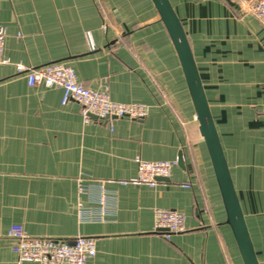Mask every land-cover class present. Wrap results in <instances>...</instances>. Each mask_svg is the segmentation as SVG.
<instances>
[{"label":"crops","instance_id":"1","mask_svg":"<svg viewBox=\"0 0 264 264\" xmlns=\"http://www.w3.org/2000/svg\"><path fill=\"white\" fill-rule=\"evenodd\" d=\"M187 33L260 264H264V25L230 0H171ZM0 264L8 233L96 239L87 264H244L178 53L152 0H0ZM64 62L88 88L143 104V119L86 122L63 90L29 86L16 64ZM155 186L122 184L136 158L178 160ZM88 191L81 192L80 185ZM190 184V187L184 186ZM101 185L108 193L103 219ZM185 215L166 239L156 211Z\"/></svg>","mask_w":264,"mask_h":264},{"label":"built area","instance_id":"2","mask_svg":"<svg viewBox=\"0 0 264 264\" xmlns=\"http://www.w3.org/2000/svg\"><path fill=\"white\" fill-rule=\"evenodd\" d=\"M244 11L256 16L264 25V0H233ZM6 28L0 24V64H8L5 57ZM16 71L25 74L29 86L44 85L47 88L59 87L63 90V103L70 100L77 102L86 122L93 119L112 124L117 118L143 119L149 114L143 104L119 103L110 97L106 91L88 88L78 78L73 67L64 62H53L40 67H27L16 64ZM138 174L122 184L155 186L159 177H170L178 160L150 161L136 158ZM184 186L190 187V184ZM100 204L98 212L85 213L81 217L89 220L103 219L108 209V193L101 185ZM81 192H87V185H80ZM155 230L166 239L174 233L185 230V215L173 209H158L156 211ZM8 236L13 240V251L19 262H36L38 264H87L97 253L96 239L89 236H77L72 240H62L47 237L29 236L21 225H14Z\"/></svg>","mask_w":264,"mask_h":264},{"label":"water","instance_id":"3","mask_svg":"<svg viewBox=\"0 0 264 264\" xmlns=\"http://www.w3.org/2000/svg\"><path fill=\"white\" fill-rule=\"evenodd\" d=\"M230 1L244 13L238 4L233 0ZM152 2L178 53L200 133L206 144L226 212V224L234 235L244 264H260L185 28L171 0H152ZM178 163L183 165L182 153ZM168 179V177L158 178L160 181Z\"/></svg>","mask_w":264,"mask_h":264}]
</instances>
